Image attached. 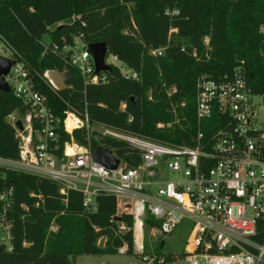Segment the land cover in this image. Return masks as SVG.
<instances>
[{
    "label": "trees",
    "instance_id": "1",
    "mask_svg": "<svg viewBox=\"0 0 264 264\" xmlns=\"http://www.w3.org/2000/svg\"><path fill=\"white\" fill-rule=\"evenodd\" d=\"M166 10L178 14L166 15ZM78 32L88 44L105 43L139 79L125 80L112 67L106 83L84 86L76 69L42 43L45 35L59 46L61 38L71 43ZM0 36L26 63L34 89L61 121L56 130L58 155L70 137L62 128L68 109L86 112L92 124L162 144L193 146L198 131L210 136L218 128L216 112L197 125L195 83L200 75L218 78L241 66L252 92L264 95V0H0ZM160 48L162 56L151 54ZM48 71L65 73L64 90L50 87L44 79ZM172 87L175 92L168 93ZM25 109L11 92L0 91V157H17L15 130L6 119ZM159 123L172 125L158 129ZM73 139L78 145L87 143L84 130L73 131ZM99 145L129 167L140 162L139 152L124 142L92 140V149ZM0 175L14 188L8 214L12 249L0 244V264H74L79 255H115L124 245L126 254L134 256L131 232L119 229L122 224L130 227L132 218L122 214L120 222L113 221V196L98 195L96 211L89 213L82 207V195L72 190L62 194L58 182L8 170ZM153 224L147 220V229ZM179 230L186 238L185 230ZM156 241L154 247L145 242V253L152 249L157 258L154 264L159 258L161 264L175 261L171 253L163 254L165 240Z\"/></svg>",
    "mask_w": 264,
    "mask_h": 264
},
{
    "label": "built area",
    "instance_id": "2",
    "mask_svg": "<svg viewBox=\"0 0 264 264\" xmlns=\"http://www.w3.org/2000/svg\"><path fill=\"white\" fill-rule=\"evenodd\" d=\"M165 14L177 15L178 11L166 10ZM204 40L207 44V38ZM61 42L59 47H44H50L51 52L76 69L84 86L107 82V72L95 73L82 32L73 35L71 43L65 38ZM0 43V56L14 61L4 80L9 92L26 107L24 112L16 110L6 119L15 130L17 157H0V172L8 170L58 182L62 194L67 190L79 192L82 207L89 213L96 211L98 195L113 196L115 216L128 214L132 218L130 227L122 224L119 229L131 232L133 255L140 257V263L154 264L157 259L152 249L145 253L148 234L165 240L183 228L186 238L182 264H264V124H257L253 102L257 97L264 99V95L252 92L241 66L218 78L206 74L197 78V125L210 121L216 112L218 128L210 136L198 131L193 146L162 144L92 124L86 112L80 115L68 109L62 128L70 137L62 155H58L56 130L61 121L50 110L46 98L34 89L29 68L20 55L1 36ZM163 52L160 48L151 54L162 56ZM105 64L116 68L125 80L139 79L138 73L109 51ZM44 79L56 90L47 72ZM171 92L175 88L168 93ZM124 107L122 103L120 110ZM17 121L22 129L15 127ZM68 121L72 123L70 130ZM171 125L159 123L157 128ZM78 129L86 134L85 145L73 139V131ZM104 138L124 142L138 151L139 164L129 167L112 152L119 160L115 170L94 162L92 153L96 148H91L92 140ZM13 201L14 188L0 175V223L4 222L6 231L5 236L0 235V244L9 251L12 223L7 217ZM147 220L154 222L149 229ZM50 229L55 232L57 227ZM126 253V245L118 249V254ZM161 263L163 258L157 261Z\"/></svg>",
    "mask_w": 264,
    "mask_h": 264
},
{
    "label": "rangeland",
    "instance_id": "3",
    "mask_svg": "<svg viewBox=\"0 0 264 264\" xmlns=\"http://www.w3.org/2000/svg\"><path fill=\"white\" fill-rule=\"evenodd\" d=\"M68 24H72V21ZM57 26L50 28V31H53L56 29ZM205 42V40H204ZM43 45L53 44L57 45L59 47V44L57 42H54L49 35H45L42 40ZM0 46L2 47V44L0 43ZM58 72V71H57ZM62 75L65 76L64 72H59ZM255 104V111H256V117L255 120L258 125L264 124V99L262 97H257L254 99ZM9 218V216L7 217ZM4 222L0 223V235L5 236L6 231L4 229ZM53 227H55L53 225ZM185 234L183 231L175 230L171 235L167 236L165 238V245L162 248L163 254H169L171 253L173 257H175V261L167 264H182V259L179 257V249L180 245L184 241ZM147 242L154 247L153 242H157L156 238L151 236V234H148L146 239ZM101 244L104 243V240L99 241ZM140 257H134L127 254H115V255H79L75 258L74 264H143L140 263ZM150 263V262H149ZM145 264H148L147 262ZM152 264V263H151Z\"/></svg>",
    "mask_w": 264,
    "mask_h": 264
},
{
    "label": "water",
    "instance_id": "4",
    "mask_svg": "<svg viewBox=\"0 0 264 264\" xmlns=\"http://www.w3.org/2000/svg\"><path fill=\"white\" fill-rule=\"evenodd\" d=\"M88 52L95 65V73L110 72L111 67L105 64V57L108 52L106 44L103 42L92 43L88 45ZM14 64V61L0 56V91L8 93L9 87L4 80V76L9 72L10 67ZM47 77L52 82L56 90H64L66 88V77L57 71H48ZM15 127L22 129L21 122L17 121ZM92 159L94 162L101 166L115 170L119 164V160L107 148L103 146H97L92 153ZM113 221L120 222L121 217H113Z\"/></svg>",
    "mask_w": 264,
    "mask_h": 264
},
{
    "label": "bare ground",
    "instance_id": "5",
    "mask_svg": "<svg viewBox=\"0 0 264 264\" xmlns=\"http://www.w3.org/2000/svg\"><path fill=\"white\" fill-rule=\"evenodd\" d=\"M71 126H72L71 121H68V123H67V129L70 130L71 129Z\"/></svg>",
    "mask_w": 264,
    "mask_h": 264
}]
</instances>
